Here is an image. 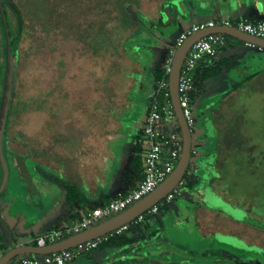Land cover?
<instances>
[{
  "label": "rangeland",
  "instance_id": "rangeland-1",
  "mask_svg": "<svg viewBox=\"0 0 264 264\" xmlns=\"http://www.w3.org/2000/svg\"><path fill=\"white\" fill-rule=\"evenodd\" d=\"M13 2L24 27L18 48L15 50V43L12 46L13 88L3 143L9 176L0 194V236L6 250L31 244L52 229L72 225L67 202L62 204V184L74 186L83 194L87 182L93 180L88 174L92 164L100 170L97 191L108 193L113 188L122 147L127 143V135L123 134L131 131L129 123L138 130L144 125L150 64L153 69L161 68L177 33L198 18L190 11L187 17L178 15L171 24L161 25L159 18L168 0ZM184 2L188 10L190 0ZM225 6L228 3L217 1L213 8L221 15ZM5 12L15 40L19 33L17 14L8 3ZM227 38L228 50L244 52L248 60L237 58L225 70L231 84L228 93L196 87L191 95L192 148L197 152L191 156L180 194L176 193L159 213L146 214L144 223L130 224L131 234L126 236L135 240L131 247L117 251L118 247L109 243L81 254L73 264H136L126 256L137 254V241L144 242L142 251L170 249L171 253L160 258L151 256L168 264H264V52H256L237 37ZM3 45L0 22V68L5 60ZM244 59L247 62L243 63ZM249 63L252 65L248 67ZM259 71L262 74L253 84L245 86L246 78ZM1 79L2 74L0 91ZM140 82L145 85L142 91ZM113 98L121 102L117 103V113L113 112ZM225 115L229 119L218 122L224 126L219 131L215 121ZM236 115L238 119L232 120ZM256 116L258 128L254 129ZM94 119L103 133L119 122L120 136L103 141V159L92 158H99L92 154L98 150L99 135L94 141L95 150L88 137L76 135L58 147L61 151L46 153V130L61 129L66 135L81 128L83 135L90 131L89 122L92 124ZM209 151L216 158L221 153L224 158L228 155L230 160L222 170L208 166L206 176L202 166L208 161ZM221 173V180H215ZM2 180L0 168V185ZM198 186L203 201L194 194ZM65 193L69 195L67 187ZM85 198L89 204L104 199L94 200L89 194L88 198L84 194ZM234 199L245 201L254 213H248ZM205 204L213 210L214 227H219L220 233L201 230L197 214ZM225 216L242 221L250 234L242 237L243 227L231 226L223 219ZM253 231L257 239L255 233L251 235ZM173 251L182 255H173ZM19 260L16 256L8 264H19Z\"/></svg>",
  "mask_w": 264,
  "mask_h": 264
},
{
  "label": "built area",
  "instance_id": "built-area-1",
  "mask_svg": "<svg viewBox=\"0 0 264 264\" xmlns=\"http://www.w3.org/2000/svg\"><path fill=\"white\" fill-rule=\"evenodd\" d=\"M216 26L235 27L240 31L264 39V20L257 22H252L248 19H241L235 22L228 19L221 21L209 20L191 24L180 31L174 39V46L169 50V55L163 66L165 76L156 82L154 99L149 106L144 123L143 131L148 139V147L144 158L143 179L131 191L119 192L108 203L95 207L86 212L82 217L74 219L72 225L55 228L36 237L34 239L36 245L46 246L54 244L111 218L114 216L113 214L124 211L155 190L173 172L183 148L182 132L179 129L180 126L170 91L169 75L172 70L173 56L177 48L189 36L206 28H214ZM228 36V34L217 32L206 34L193 43L185 57L180 72L178 90L180 104L189 126L193 123L190 99L195 89L196 72L200 62L206 56H216L221 50L228 47ZM245 45L256 48L250 42H245ZM195 153L196 149H192V154ZM184 185L185 183L182 180L164 198L142 214L102 236L58 252L41 255L23 254L20 257L19 264H72L81 254L90 252L103 244L111 243L117 237L126 235L130 230V224L133 222L143 223L146 214L159 213L161 207L166 206V203L175 198L176 193L180 194L179 187H183Z\"/></svg>",
  "mask_w": 264,
  "mask_h": 264
},
{
  "label": "crops",
  "instance_id": "crops-1",
  "mask_svg": "<svg viewBox=\"0 0 264 264\" xmlns=\"http://www.w3.org/2000/svg\"><path fill=\"white\" fill-rule=\"evenodd\" d=\"M217 1L222 2V3H228V7L225 6L221 9V15H218L216 12V10L213 8L214 3H216ZM190 11L192 13L198 14V18L196 20L191 21V23H189V25L194 24V23H199V22H204V21H209V20H230V21H238L241 19H248L249 21L252 22H257L260 20H264V0H190V6L188 7V16L190 15ZM176 16L178 17V14H176ZM188 25V26H189ZM178 34V33H177ZM176 37V36H175ZM175 39V38H174ZM256 52L258 53H262V50H258L257 48ZM248 53V52H247ZM240 57L243 58H247L248 54H244V52H238V51H229L228 48L226 47L225 49L221 50L218 55L216 56H206L205 58L202 59V61L200 62L199 68L196 72V80L201 81V77H202V72L206 71H211L213 70V68L218 67L219 71H217V73L212 74V75H208L206 76L203 81H202V88L208 89L210 90L211 88L214 89H220V90H227L226 92L228 93V91L230 90V81L227 79V74L225 73V70L228 69L229 67L233 66V64L236 61L237 58L240 59ZM167 59V58H166ZM248 60V58H247ZM247 60H242L243 63L247 62ZM166 62V61H165ZM241 62V63H242ZM165 65V63L161 66V68ZM252 64H248V67L251 66ZM144 69H147L145 66L143 67ZM150 76H149V81H150V90L149 93L147 95V100L146 102L144 101L143 103V108L145 110V116L143 117V123H145V119L146 116L148 114V110H149V106H150V97L153 96L155 94V86H154V78H153V67L152 64H150ZM262 73L259 71L255 73V75H253V77L250 78H246V84H244L245 86H249L251 84H253V81L255 79H257L258 75H261ZM264 75V72H263ZM143 78H145L144 75H142ZM244 86V87H245ZM243 87V89H244ZM145 88V85L140 82L139 84V89L142 91ZM196 88V87H195ZM232 89L234 88L231 87ZM240 88V87H239ZM195 90V89H194ZM236 92H232V94H235ZM117 103H121L118 102L117 99L113 98V112H118L117 109ZM100 104V103H99ZM243 104V103H240ZM78 108V106H77ZM79 109V108H78ZM101 108L98 109V114L102 113L101 112ZM238 115L234 116V118H232V120L238 119L237 118ZM114 117V116H113ZM233 117V116H232ZM229 119V117L227 115L225 116H220L217 118V121H215L216 126L219 128V131H222L224 128V126L221 125V121H227ZM211 120V119H210ZM231 120V117H230ZM231 120V121H232ZM207 121V120H206ZM259 121L258 117L256 116L255 118H253V122L254 124L252 126H254L255 128H258V125L256 126V122ZM85 122H87V120L85 119ZM98 121H96V119H94V122L91 124L89 122V126H92V128L90 129V131H88V133L86 132L83 135H80L82 129L79 128V132H70L69 134L65 135V132L61 129H52L50 131L46 130L47 136L49 137V141L46 142V153L50 154V152H53V150L55 152L57 151H61L58 150V147L62 145H65L68 141L69 138L75 137L76 135L78 137L82 136L84 138L88 137L91 142L94 144L97 136L99 135V140H98V147H97V152H93L92 154H97L98 155V159L94 157H92L95 160H101L103 159V141L104 139H110V140H115L116 137L120 136V129L119 128V122L116 121L113 123V127H109L108 130L109 132H105L103 133L101 130V127L99 125V128H97V123ZM99 123V122H98ZM129 126L131 128L130 132H127L126 134L124 133L123 135L126 136L127 138V143L124 146V148L122 147V158L121 160H119V163L117 164V169H116V173H115V183L113 184V188L110 190L108 193H104L103 192H99L97 191L98 189H96V186H98V184H96V182H98L97 180L99 179V175H100V170L96 167H94L92 164L88 169H90V171H88V174L90 175V177L93 179L91 181H88V185H86V189H84V192L82 194V199L79 198H71L69 195H66L65 193V188L66 185L62 184V204L65 205L67 202V213L68 216L72 218V221L74 219L80 218L82 217L86 212L90 211L91 209L101 206L105 203H108V201L113 198L117 193L119 192H128L131 191L133 188H135L138 183L143 179L144 177V158H145V154L147 151V147H148V139L146 137V135L144 134V125L142 130H138L136 128V126L134 125V123H129ZM134 126V127H133ZM111 129L113 130V132L111 131ZM93 130V131H92ZM206 132H209V130L206 128ZM222 133H220L221 136ZM144 136V137H143ZM51 137V138H50ZM222 137V136H221ZM221 137L219 138V140L221 139ZM60 138H65V139H60ZM145 140V146L142 140ZM65 141V142H64ZM221 143V140H220ZM94 150L96 149L95 144L92 145ZM49 147L51 148L49 150ZM197 152V151H196ZM208 161L204 162V165L202 166L203 169H205L203 171V174H205L206 176H209V172L207 167L211 166L213 169H217V170H222L225 166L226 161L230 160L229 156L227 155L226 158L223 157V153H221L220 157H215V155H213V153L211 151H209L208 153ZM114 157V156H113ZM223 157V158H222ZM53 166L55 165V163H52ZM86 169V166L84 167ZM94 169H96L94 171ZM87 175V174H86ZM223 174L221 173L220 177H215V180L220 181L222 178ZM85 177V175H84ZM104 180H101V182ZM93 182V183H92ZM124 186V187H123ZM197 190L193 189L195 196L199 197L201 199V201H203L204 199V195H201L200 192H198V190L200 189V186L196 187ZM220 190V189H219ZM112 192H115L113 194H115L113 196ZM221 193V192H220ZM84 194L86 195V197L88 198V194L89 197H92V199L95 200V198H104L103 201L97 204H89L86 200V198L84 199ZM112 194V195H111ZM113 196V197H112ZM111 197V198H110ZM98 200V199H96ZM235 200V199H234ZM235 203H238L239 205H241L242 207H244V209H246V211H248V213H254V211L250 210L245 201H242L240 199L235 200ZM60 206V205H58ZM57 206V208H58ZM55 208V207H54ZM53 210V209H51ZM256 213V212H255ZM62 214L59 212V215H57L58 218H60L59 216H61ZM154 215V214H153ZM214 212L211 209V207H209L208 205H203L201 210L199 211V213L197 214V218L199 220L200 223V228L203 232L205 231H213V233H220L218 231L219 227H214L215 223L214 221ZM225 221L230 224L231 226L242 228L243 229V233H242V237L247 236V234H250V232L247 231L246 228H244V223L242 221L239 220H235L233 218H230L228 216H225ZM144 223V222H143ZM229 232H225V234H227ZM255 233V238L257 239V235L256 232L253 231L251 235H254ZM127 234H131L130 231ZM126 234V235H127ZM125 235V236H126ZM257 242V241H256ZM220 243H224V242H220ZM250 243L252 244V242L250 241ZM26 244V243H25Z\"/></svg>",
  "mask_w": 264,
  "mask_h": 264
},
{
  "label": "water",
  "instance_id": "water-1",
  "mask_svg": "<svg viewBox=\"0 0 264 264\" xmlns=\"http://www.w3.org/2000/svg\"><path fill=\"white\" fill-rule=\"evenodd\" d=\"M172 6L176 8L177 14L179 16L187 17L188 10L186 8L184 0H168L163 6V13L160 17V23L162 25H169L173 21L177 20L176 13H174ZM0 16L4 24V34H5V72H4V82L3 90L0 101V163L3 170V180L0 185V194L4 189L8 176V165L3 152L4 136L6 131V123L10 108L12 88H13V76H14V55L11 51V36L9 32L7 16L5 12V7L3 0H0ZM225 33L230 36L237 37L244 42H250L256 46L258 50L264 52V39L250 35L246 32L240 31L235 27L230 26H216L214 28H206L199 32H196L189 36L185 42L177 48L173 56L172 70L169 75L170 81V91L172 103L177 115V120L182 132L183 137V148L181 156L175 166L173 172L160 183L159 186L155 188L152 192L146 195L144 198L125 209L124 211L112 216L111 218L100 222L86 230H83L77 234L68 236L54 244L46 246H38L32 244H22L9 249L4 255L0 257V264H8V262L16 257L23 254H49L53 252H58L66 249L73 248L80 243L92 240L99 236H102L136 218L138 215L142 214L144 211L149 209L151 206L156 204L162 198H164L170 191H172L184 178V175L188 169L189 162L192 156V132L191 128L184 116L180 99H179V77L182 65L184 63L185 57L193 45L201 37L209 33ZM153 255L163 256L167 251L164 249L153 250L151 252Z\"/></svg>",
  "mask_w": 264,
  "mask_h": 264
},
{
  "label": "trees",
  "instance_id": "trees-1",
  "mask_svg": "<svg viewBox=\"0 0 264 264\" xmlns=\"http://www.w3.org/2000/svg\"><path fill=\"white\" fill-rule=\"evenodd\" d=\"M6 3H8L11 6V8L16 12L17 17H18L19 33L15 37V40L12 38L11 32L9 30L10 36H11V51H12V53L14 55V51H13L12 46H13V43H15L14 44L15 50L18 48L19 41H20L21 36L23 34L24 21H23V17L21 15L19 9L14 4L13 0H3L4 7L6 6ZM0 22H1L2 29H3V39H4V45H3L2 55L5 58V45H6V42H5V34H4V24L2 22L1 16H0ZM218 69H219L218 67H215L211 71H206L205 70L204 72H202V74H201L202 75V77H201L202 79H201V81L196 80L195 87H198V89L201 90L202 89V81H203V79L206 76H208V75H212V74L217 73V71H219ZM4 72H5V60H4V63L2 64V67L0 68V74H2V79H1L2 89L0 91V101H1L2 90H3ZM253 75H255V74H253ZM253 75L248 76V78L253 77ZM164 76H165V73H164L163 67L162 68H157V69H154L153 70V78H154V86H155V88H156V82L159 79L163 78ZM194 93L195 92L193 91L191 95L193 96ZM153 99H154L153 96H151L150 97V101L152 102ZM151 102H150V104H151ZM7 129H8V124L6 123V131H7ZM0 168L2 170L1 163H0ZM184 177H185V175H184ZM66 187L68 188V194H69V196L71 198H77V199H79V198L82 197V194L78 191V189H75L74 186L72 187V186H70L68 184ZM133 242H135L134 238L129 239V238H127V236L124 235V236L117 237L116 239L112 240L111 244L114 243L118 248H120V247H122V246H124L126 244L133 243ZM31 244L32 245H36V242L33 240V241H31ZM105 245H109V243L103 244L100 247L105 246ZM0 250H4L3 253H2V255H4L8 251V250L5 249L4 244L1 242V236H0Z\"/></svg>",
  "mask_w": 264,
  "mask_h": 264
},
{
  "label": "flooded vegetation",
  "instance_id": "flooded-vegetation-1",
  "mask_svg": "<svg viewBox=\"0 0 264 264\" xmlns=\"http://www.w3.org/2000/svg\"><path fill=\"white\" fill-rule=\"evenodd\" d=\"M172 9H173V11L177 14V11H176V8L174 7V6H172ZM178 18V17H177ZM144 239V238H143ZM142 239V240H143ZM143 243L144 242H141V241H137L136 242V244H137V247H138V252H137V254H129V256L127 255L126 257L127 258H132L133 260H135V262H136V264L137 263H142V264H168V262H166V261H163V260H155V259H152V257L151 256H157V255H153L151 252L153 251V250H156V249H153V250H150L149 252L145 249L144 251H142V248L140 249V247L141 246H143ZM138 245H140V246H138ZM132 246V243L130 244H126V245H124V246H122V247H120L119 249L117 248V251L119 250H123V249H125V248H129V247H131ZM133 247H135V246H133ZM139 249H140V251H139ZM159 249H164L165 251H167L168 253H166V254H169V253H171V251H170V249L169 250H167V249H165L164 247H161V248H159ZM173 255H175L176 254V256H181L182 255V253H175L174 251H173V253H172ZM148 255V256H147ZM164 256V255H163ZM20 257H21V255H20ZM157 257H162V256H157ZM73 264V263H72ZM108 264H109V262H108Z\"/></svg>",
  "mask_w": 264,
  "mask_h": 264
}]
</instances>
